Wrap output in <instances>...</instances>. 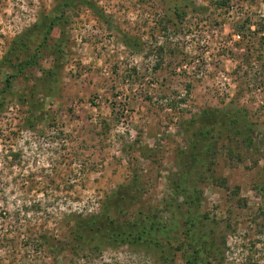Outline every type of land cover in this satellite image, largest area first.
Wrapping results in <instances>:
<instances>
[{
  "label": "rangeland",
  "instance_id": "rangeland-1",
  "mask_svg": "<svg viewBox=\"0 0 264 264\" xmlns=\"http://www.w3.org/2000/svg\"><path fill=\"white\" fill-rule=\"evenodd\" d=\"M90 2L54 28V43L67 40L57 66L37 39L17 62L35 66H0V264H185V250L166 262L156 250L80 247L75 229L110 197L121 219L145 201L165 227L182 224L169 181L187 124L208 109L251 128V143L226 138L200 169L202 234L220 251L211 262L264 264V0ZM54 4L0 0V62Z\"/></svg>",
  "mask_w": 264,
  "mask_h": 264
},
{
  "label": "trees",
  "instance_id": "trees-1",
  "mask_svg": "<svg viewBox=\"0 0 264 264\" xmlns=\"http://www.w3.org/2000/svg\"><path fill=\"white\" fill-rule=\"evenodd\" d=\"M74 7L75 9L85 7L92 10L95 8L90 0H55L53 15L40 16L35 26L16 37L3 61L0 62V66L11 69L12 72L16 71L17 75H21L29 67L35 66L34 58L17 63L18 56L26 53L30 43L35 39H37L35 43L38 49L54 57V64L57 66L63 56V47L67 40H65L63 31L62 37L54 43L52 33L57 26L63 28L68 26L70 19L67 12ZM42 72L44 76L53 77L51 71ZM13 75L15 76V74ZM10 87L11 84L7 81V88ZM187 125L186 150L181 153L178 173L171 176L169 181V187L175 197L183 199L181 210L184 207L187 208L182 218V224L174 222L169 227H165L158 216L160 209L154 206L146 209L145 205L148 203L145 201L142 210L137 212V217L132 221L121 219L119 212L116 211L118 203L114 201L117 198L110 197L100 214L80 219L77 222L75 229L77 246L100 247L103 245L112 249L128 247L156 250L161 252L166 262L174 261L178 252L185 250L183 252L185 264H212L211 260L216 258L214 255H220V251L215 238L205 239L206 234H202L206 228L205 222H209L210 218L206 214L202 215L200 211L203 201L200 188L201 184L207 181L206 175L200 169L205 166L204 160H207L210 154L216 150L215 146L226 138L229 139L233 136L242 138L246 143H251V128L248 126L247 120L237 119L230 110L215 109H208L195 116ZM246 127L248 130L245 129ZM149 152H154V150H149ZM151 157L148 158L152 159ZM138 176L139 174L135 176L131 188L138 190L143 188L142 190H144V184L141 182V177ZM260 192L264 193V186ZM119 195L120 200L128 197ZM143 208L145 209L143 210ZM170 228L179 231L184 242L175 238L176 232H173V236H171ZM168 248L169 251H167ZM166 252L169 255H166Z\"/></svg>",
  "mask_w": 264,
  "mask_h": 264
}]
</instances>
